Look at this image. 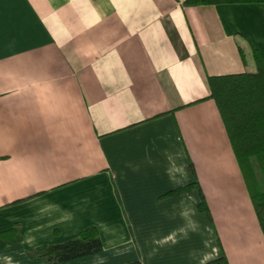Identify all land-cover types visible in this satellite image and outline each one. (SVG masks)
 <instances>
[{"label": "crops", "instance_id": "0c3cea01", "mask_svg": "<svg viewBox=\"0 0 264 264\" xmlns=\"http://www.w3.org/2000/svg\"><path fill=\"white\" fill-rule=\"evenodd\" d=\"M184 1L0 0V264L91 226L102 250L59 264H264L207 82L255 70L264 3ZM196 180L211 219L163 197Z\"/></svg>", "mask_w": 264, "mask_h": 264}, {"label": "trees", "instance_id": "16d2710c", "mask_svg": "<svg viewBox=\"0 0 264 264\" xmlns=\"http://www.w3.org/2000/svg\"><path fill=\"white\" fill-rule=\"evenodd\" d=\"M262 4L264 0H185L186 6L217 4ZM253 72L208 76L209 98L214 100L225 127L230 145L245 177L252 205L264 237V57L253 50ZM255 158L263 176V187L258 182L252 165ZM189 167L194 171L192 164ZM196 189L201 195L198 210L210 219V211L198 181L178 187L163 195L176 196ZM15 237L6 239L15 244L20 241L18 229ZM102 250L98 230L91 226L80 231L75 239L55 245H42L31 255L48 263L59 264L85 257ZM127 264H140L134 261ZM206 264H228L224 256Z\"/></svg>", "mask_w": 264, "mask_h": 264}]
</instances>
